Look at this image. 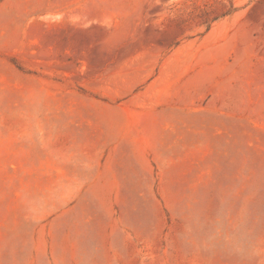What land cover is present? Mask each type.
<instances>
[{
	"label": "rangeland",
	"instance_id": "rangeland-1",
	"mask_svg": "<svg viewBox=\"0 0 264 264\" xmlns=\"http://www.w3.org/2000/svg\"><path fill=\"white\" fill-rule=\"evenodd\" d=\"M0 264H264V0H0Z\"/></svg>",
	"mask_w": 264,
	"mask_h": 264
}]
</instances>
